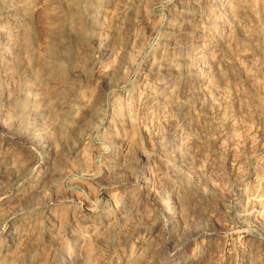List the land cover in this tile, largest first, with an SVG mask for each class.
<instances>
[{"label": "rangeland", "instance_id": "rangeland-1", "mask_svg": "<svg viewBox=\"0 0 264 264\" xmlns=\"http://www.w3.org/2000/svg\"><path fill=\"white\" fill-rule=\"evenodd\" d=\"M61 262L264 264V0H0V264Z\"/></svg>", "mask_w": 264, "mask_h": 264}, {"label": "bare ground", "instance_id": "bare-ground-1", "mask_svg": "<svg viewBox=\"0 0 264 264\" xmlns=\"http://www.w3.org/2000/svg\"><path fill=\"white\" fill-rule=\"evenodd\" d=\"M121 99V98H120ZM119 100V99H118ZM123 100V99H122ZM121 100V101H122ZM116 101H117V99H116ZM118 102V101H117ZM134 102V101H133ZM127 103V102H126ZM125 103V104H126ZM132 103V102H131ZM128 104V103H127ZM132 106H134L133 104H131ZM125 106V105H124ZM127 107V106H126ZM123 109V108H122ZM131 109V108H130ZM120 110V109H119ZM129 142V139L128 138H124L123 139V141H122V143H121V145L120 146H122V147H125L126 145H127V143ZM136 164L137 165H139L140 166V169H139V173L135 176V178H133V182H135V183H138V185H139V187H137V193L135 192V193H132L133 192V190H135L136 188H134L133 187V185L132 184H130L131 185V188L132 189H130V192H131V195L129 196V201L131 202L130 203V205L131 206H133V210L135 211H137V209H138V201L140 200V198H138V197H141V199H150V195H149V193L145 190L146 189V185L148 184V181H149V168H148V166L146 167L145 165H146V157H145V155H143L142 153H140L139 154V156H138V158H137V161H136ZM145 166V167H144ZM136 187V186H135ZM60 190V189H59ZM56 192H59L58 191V188L56 189ZM129 192V193H130ZM170 194L171 193H169L168 194V196L165 198V199H163V200H160L159 201V204L157 205V208H158V211H161V210H163V211H167V212H169V214H168V216L165 218V220H164V223H163V227H165L166 228V225H168L169 223H171L172 224V222H174V220H175V218L177 217V207H175V205H174V197H170ZM134 196H135V198H134ZM138 196V197H137ZM176 197V196H175ZM174 198V199H173ZM175 200H177V199H175ZM141 204V203H140ZM131 206H129V207H131ZM140 207V206H139ZM179 207V206H178ZM180 210V209H179ZM139 211V210H138ZM124 213H128V215L129 216H131V209L130 210H126ZM136 213V212H135ZM70 217H74V216H70ZM115 218H116V216H114ZM71 219V218H70ZM85 219V218H84ZM129 219H130V217H129ZM65 221V220H64ZM67 222V221H66ZM100 222V221H99ZM113 222H114V220H113ZM64 223V222H63ZM95 227V226H94ZM63 230H65L64 228H63ZM167 230V229H166ZM102 234V232H97V230H94L93 232H91L90 234H87V237H86V234L84 233V234H81L80 236H79V238L78 237H76L74 234H71V233H69V235L67 234V235H65V236H67V239H64V237H63V239L64 240H73V239H76V240H78V239H80L82 242H83V247L85 248V250L87 251V252H91V250H92V241L90 240V237H97V236H99V235H101ZM89 237V238H88ZM94 238V239H95ZM42 248V247H41ZM68 249V248H67ZM66 249V250H67ZM42 250V249H41ZM83 250V249H82ZM28 249L25 251V252H27L28 253ZM68 251V250H67ZM49 251H47V253H48ZM67 253V252H66ZM53 255V254H52ZM67 255H69V253H67ZM89 255V254H88ZM53 257H54V255H53ZM85 257H86V253H85ZM89 258V257H88ZM61 264H64V262H61Z\"/></svg>", "mask_w": 264, "mask_h": 264}]
</instances>
